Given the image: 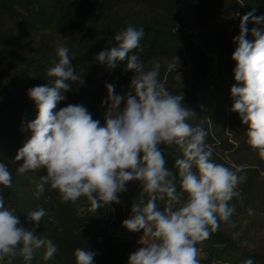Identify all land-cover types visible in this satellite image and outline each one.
Masks as SVG:
<instances>
[{
  "label": "clouds",
  "instance_id": "1",
  "mask_svg": "<svg viewBox=\"0 0 264 264\" xmlns=\"http://www.w3.org/2000/svg\"><path fill=\"white\" fill-rule=\"evenodd\" d=\"M238 2L244 4V0ZM254 12L243 15L240 33L233 38L238 42L232 54L238 83L231 87L235 98L232 111L238 112L247 126L246 143L264 160V28L253 27L254 39L247 38L249 20L259 25L264 16H255ZM144 36L143 26L128 22L114 35L115 46L95 56L110 70L124 63V71L134 72L126 94H117L115 85L106 84L108 96L102 104L108 110L103 125L82 104L56 110L66 99L65 93L71 91L69 81L83 83L84 71L81 68L80 74L76 72L68 47H57L58 62L46 72L48 77H55L53 83L28 90L38 112L27 124L30 138L15 156L16 161L23 160L16 171L24 175L46 169V175L36 183L37 198L47 185L58 192L61 203H76L86 197L93 212L119 203L118 193L127 191V182L140 181L139 200L133 202L131 214L122 225L133 232L143 230L150 242L130 253L128 264H200L197 245L235 212L229 202L237 195L242 180L238 173L243 166L233 170L213 161L212 149L206 143L207 131L188 122L195 113L184 106V94H172L160 81V60H152L151 69L146 70L135 54L134 50H143L140 41ZM113 109L118 111L112 114ZM173 144L183 152V158L175 161L178 186L177 174L166 166V150L160 147L165 145L167 149ZM0 186L14 187L12 172L2 161ZM157 200L165 201L163 210ZM46 214L43 207L27 212L37 226ZM40 248H45L44 260L58 252L51 240L35 234V228L22 226L16 210L6 207L0 194V264L6 260L11 264L17 255L31 264ZM96 254L83 248L73 253L76 264H95ZM243 264L255 262L248 258Z\"/></svg>",
  "mask_w": 264,
  "mask_h": 264
},
{
  "label": "trees",
  "instance_id": "2",
  "mask_svg": "<svg viewBox=\"0 0 264 264\" xmlns=\"http://www.w3.org/2000/svg\"><path fill=\"white\" fill-rule=\"evenodd\" d=\"M253 9L255 16H264V0H244L243 5L238 0H0V64L6 66L0 72V161L7 164L14 183L12 188L0 186V194L5 197V206L16 210L23 227L35 228V234L51 240L58 248L50 260L43 259L45 248L37 249L31 264H76V248L96 252L95 264H128L129 254L143 245L140 237L133 238L122 225L126 219L122 206L117 205L112 212L109 203L93 212L86 197L76 203H61L58 192L47 185L37 198L36 183L46 175V169L17 174L23 160L16 161L15 156L30 138L27 124L38 112L28 90L55 80L46 75L49 65L29 53L24 37L48 28L76 35L78 44L71 63L78 74L84 68L83 83L69 81L71 91L65 93L66 99L56 110L82 104L103 125L106 84L115 85L117 94H126L134 72L124 71V63L110 70L95 56L115 46L114 35L128 22L143 26V50L136 49L135 54L146 70L151 69L152 60H160V81L172 94H184V106L195 113L188 122L207 131L206 143L212 149L213 161L233 170L243 166L238 185L243 193L253 191L248 193L253 195L264 189V165L246 143L247 126L239 113L232 111L235 98L231 94V87L238 83L234 74L237 62L232 59L238 42L233 38L240 33L243 15ZM247 27V38L253 40L251 29L264 28V22L257 25L250 19ZM175 66L183 69L185 80L201 85L208 94V105L193 109L195 95L181 87ZM160 147L166 150V160L183 158L178 145ZM237 199L233 197L230 205ZM41 207L47 214L37 226L28 219L27 212ZM200 246L201 242L197 247ZM248 258L255 264H264V250L246 255ZM11 264L25 261L17 255Z\"/></svg>",
  "mask_w": 264,
  "mask_h": 264
},
{
  "label": "rangeland",
  "instance_id": "3",
  "mask_svg": "<svg viewBox=\"0 0 264 264\" xmlns=\"http://www.w3.org/2000/svg\"><path fill=\"white\" fill-rule=\"evenodd\" d=\"M198 32V30H197ZM27 38V48L29 53H35L36 57L42 60V63L49 67H54L58 62L56 53L57 47L66 46L69 49V56L72 57L78 44L76 35L58 32L55 28L37 30ZM178 78L181 81V87L191 91L195 95V102H192L193 109L198 107L202 109L208 105V94L202 90L201 85L195 81H187L183 77V69L175 66ZM6 70L5 65L0 64V72ZM123 106V102H122ZM108 106L104 104V113ZM118 111L112 110V114ZM264 165V160H261ZM233 163V162H232ZM170 170L177 174V186L179 184L178 169L175 167V160L169 157L166 165ZM240 168L239 166L236 167ZM264 182V171H262ZM140 181L134 180L127 182V191L118 193L121 205L124 209L126 218L131 214V206L134 201L139 200L141 193ZM179 191V187H178ZM237 197L234 206L235 212L227 222L221 221L219 229L208 239L201 242L199 249L200 264L210 257L215 259L229 260L231 264H243L246 255L255 251L264 250V189L258 190L255 194L249 195L253 191L242 192L238 185L236 188ZM250 198V199H249ZM249 199V200H248ZM144 202H147V195L144 196ZM157 206L163 210L165 201L157 200ZM117 209V206H116ZM142 244L149 243L147 237H140ZM247 242L246 244L244 242Z\"/></svg>",
  "mask_w": 264,
  "mask_h": 264
},
{
  "label": "built area",
  "instance_id": "4",
  "mask_svg": "<svg viewBox=\"0 0 264 264\" xmlns=\"http://www.w3.org/2000/svg\"><path fill=\"white\" fill-rule=\"evenodd\" d=\"M117 205H121V202L119 203H111V211L115 212L116 211V206ZM132 237H142L143 236V230L139 231V232H133L131 231ZM202 264H231L229 260H224V259H207L205 262H203Z\"/></svg>",
  "mask_w": 264,
  "mask_h": 264
}]
</instances>
